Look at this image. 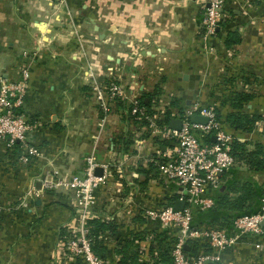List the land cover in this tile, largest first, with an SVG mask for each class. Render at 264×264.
<instances>
[{"label":"crops","instance_id":"obj_1","mask_svg":"<svg viewBox=\"0 0 264 264\" xmlns=\"http://www.w3.org/2000/svg\"><path fill=\"white\" fill-rule=\"evenodd\" d=\"M67 1L68 9L61 0H0V77L21 80L25 55H32L21 112L34 125L27 143L42 154L23 162V150L0 140V264L71 263L66 227L81 233L75 199L66 189L43 188L41 178L47 169L66 180L83 176L91 156L106 176L95 218L113 221L99 238L101 259L118 264L119 241L143 237L149 244L163 230L145 211L180 198V185L158 168L173 160L175 146L131 118L134 98L152 103L149 115L170 128L197 101L226 124L239 92L248 97L241 111L260 119L251 133L227 129L249 148L264 142V0H224L225 20L207 40L210 0ZM232 32L241 42L228 46ZM113 78L126 95L105 118L93 83L107 87ZM241 171L264 189V171ZM26 195L30 210L19 207ZM222 264H264V239L246 237L223 253Z\"/></svg>","mask_w":264,"mask_h":264},{"label":"built area","instance_id":"obj_2","mask_svg":"<svg viewBox=\"0 0 264 264\" xmlns=\"http://www.w3.org/2000/svg\"><path fill=\"white\" fill-rule=\"evenodd\" d=\"M224 2L210 0L206 8L203 22L206 40L217 35L218 28L225 20ZM25 57L33 58L27 53ZM30 77L29 68L25 67L19 82H9L2 78L0 83V140L8 147H14L17 142L21 143L25 150V156L22 157L24 162H27V157L40 156L39 149L26 143L28 133L33 130L34 125L30 124L21 112ZM93 93L105 118L111 113L112 104L126 95L124 87L115 78L107 87H102L95 79ZM130 113L148 121L153 132L177 143L173 149V160L159 164L158 168L163 178L176 181L180 185L179 200L185 203L184 209L178 210L170 204L145 211L152 224L163 230L177 231L171 252L172 264H222L223 253L243 242L246 237L264 239V196L260 210L253 215L237 217L230 232L210 226L193 227L197 211L206 212L216 206L215 199L209 194L222 186V174L237 166L231 153V145L235 139L242 141L235 132L227 129L212 108L197 101L184 110L180 131L169 127L161 128L156 118L148 115L138 98H134ZM193 115L204 116L209 121L205 125L193 123ZM87 162L88 167L83 178L73 177L70 181L59 180L54 185L50 182L47 185L51 188L65 186L77 193L82 210L79 225L81 233L78 239L67 242L70 257L81 256L85 264H106L94 252L87 227L88 220L94 218L91 212L97 205L95 191L106 176H96V157H89ZM136 244L141 254L145 255L149 244L142 240H138ZM186 245L190 247V251L194 250L193 254L186 251ZM262 245L263 242H260L256 246L260 248Z\"/></svg>","mask_w":264,"mask_h":264},{"label":"trees","instance_id":"obj_3","mask_svg":"<svg viewBox=\"0 0 264 264\" xmlns=\"http://www.w3.org/2000/svg\"><path fill=\"white\" fill-rule=\"evenodd\" d=\"M240 42V36L235 32L230 33L226 40L228 46L236 45ZM234 96L235 104L233 108L236 111L227 115L225 125L226 127L228 126L231 129L243 133H251L254 131L260 118L250 116L241 111L243 109V102L248 99L247 96H242L239 92H235ZM141 105L148 110L147 113L149 115V109L152 103L145 104L142 100ZM128 110H130V108ZM216 113L218 119L221 120L220 113L217 111ZM165 116L168 121L172 118V112L168 111ZM131 118L141 123L142 126H146L147 129L149 128V122L145 119H139L138 115H131ZM157 123L160 126L166 124V122L162 120H158ZM209 142H212V140H209ZM161 143L167 146L170 145L171 147L177 145L175 141L169 139H165ZM250 145L251 143L242 142L239 141V139L233 141L231 153L236 159L237 166L222 174V186L220 189L209 194L215 199L216 206L212 210L206 212L197 211L193 223L194 228H199L203 225L224 229L230 232L232 230L233 221L237 217L253 215L260 210L264 189L255 184L249 177H246L247 173L240 171L238 168L240 164L246 167L249 172L264 171V143H253V148H249ZM12 148L23 150V145L17 142ZM111 223H113V221H102L95 217L89 219L87 223L92 248L102 259H105V255L99 238L103 233L111 231L113 227ZM176 233L177 231L174 230H161L158 236L154 237L149 243L145 255L142 254L141 256L137 251L139 249L136 241L141 240L143 237H139L140 239L132 238L131 240L123 239L119 241L115 249L116 256H119L117 257V263L138 264V261L142 258V264H172L171 252L176 241ZM154 252L157 253L154 255ZM193 253L194 250L190 251V254ZM69 260L71 261L69 264H85L81 256L69 257Z\"/></svg>","mask_w":264,"mask_h":264},{"label":"rangeland","instance_id":"obj_4","mask_svg":"<svg viewBox=\"0 0 264 264\" xmlns=\"http://www.w3.org/2000/svg\"><path fill=\"white\" fill-rule=\"evenodd\" d=\"M61 3L64 5V6H66L67 7V9H68V1L67 0H61ZM205 31V30H204ZM77 32V31H76ZM78 34V33H77ZM81 36V35H80ZM205 37V36H204ZM212 52V51H211ZM29 55H31V54H29ZM35 58V57H34ZM28 59V58H27ZM28 60H30V61H28V63L26 64V65H24V67H23V69L25 68V67H28L29 68V71H30V75H31V64H30V62H32V60H33V58L32 59H28ZM22 69V70H23ZM90 72H94L93 71V69H92V71H90ZM1 79H2V77H0V83H1ZM5 80V79H4ZM20 81V80H19ZM19 81H16V82H19ZM9 82H14V81H9ZM93 91V90H92ZM98 102V101H97ZM27 143V142H26ZM264 143V142H263ZM28 144V143H27ZM29 145V144H28ZM30 146V145H29ZM24 147V146H23ZM24 153H25V150H24V152H23V155H22V157L23 156H25L24 155ZM42 156V154H41V152H40V156H37L36 158H39V157H41ZM30 158L31 157H27V162L30 160ZM24 162V161H23ZM87 167H88V162H87V166H86V168H85V171H84V174H83V176H78V175H74L73 177H80V178H83L84 176H85V172H86V169H87ZM244 166H242V165H240L239 164V166H238V168L240 169V171L242 170V168H243ZM244 168H246V167H244ZM72 177V178H73ZM71 178V179H72ZM71 179H68V180H66V178L63 176V174H62V172L60 171V170H57V169H53V170H50V169H47L46 171H44V173H43V175H42V178H41V182H42V186H43V188H45V189H47V190H50V191H52V190H54V191H58V190H64V189H66V190H68V192H70L71 193V195H73V197H74V199H75V202H76V208L78 209V213L80 214V217H81V213H82V210H81V208H80V205H79V203H78V197H77V193L75 192V191H73V190H71L70 188H68V187H65V186H59V187H49L48 185H47V183H51L52 185H54L55 183H57L59 180H63L64 182H66V181H70ZM252 180V179H251ZM252 181H254V180H252ZM53 182V183H52ZM258 185V184H257ZM260 187V186H259ZM36 192V190L35 189H33V191L31 192L30 191V193H35ZM32 195V194H31ZM97 195H98V188H97V190L95 191V196L97 197ZM29 196L28 195H26L25 197H24V200H23V202L19 205V207L20 208H23L24 210H30L32 207H33V205L31 204V201H30V198H28ZM32 206V207H31ZM95 210H96V208L94 207L93 208V210H92V212H91V215H93V217H95ZM79 216V215H78ZM75 227V226H74ZM74 227H69V226H67L66 227V233H67V235H65V252H66V257H70V255H69V253H68V250H67V242H69L70 240H72V239H78L79 237H80V233H78L77 231H76V228H74ZM80 229V228H79ZM65 258V257H64Z\"/></svg>","mask_w":264,"mask_h":264},{"label":"water","instance_id":"obj_5","mask_svg":"<svg viewBox=\"0 0 264 264\" xmlns=\"http://www.w3.org/2000/svg\"><path fill=\"white\" fill-rule=\"evenodd\" d=\"M208 121H209L208 118L201 116V115H193L191 117V122L196 123V124L205 125L208 123ZM182 126H183V120L182 119H172L170 121V129H172V130L180 131L182 129ZM213 140H215V139H213ZM95 173H96V176L102 177L103 176V169L101 167H98L96 169ZM39 185H40V183H39ZM184 206H185V203L183 201L178 200L175 203V208L178 210H183ZM185 249H186V251H190V247L188 245H186Z\"/></svg>","mask_w":264,"mask_h":264}]
</instances>
